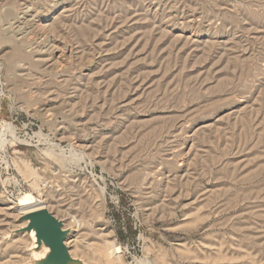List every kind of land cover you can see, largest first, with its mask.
<instances>
[{
  "label": "rangeland",
  "instance_id": "rangeland-1",
  "mask_svg": "<svg viewBox=\"0 0 264 264\" xmlns=\"http://www.w3.org/2000/svg\"><path fill=\"white\" fill-rule=\"evenodd\" d=\"M0 133V264L26 192L70 264H264V0H0Z\"/></svg>",
  "mask_w": 264,
  "mask_h": 264
},
{
  "label": "water",
  "instance_id": "water-1",
  "mask_svg": "<svg viewBox=\"0 0 264 264\" xmlns=\"http://www.w3.org/2000/svg\"><path fill=\"white\" fill-rule=\"evenodd\" d=\"M27 232L35 231L37 244L49 248L43 264H70L73 259L66 245L68 230L49 210L43 209L23 217Z\"/></svg>",
  "mask_w": 264,
  "mask_h": 264
},
{
  "label": "bare ground",
  "instance_id": "bare-ground-1",
  "mask_svg": "<svg viewBox=\"0 0 264 264\" xmlns=\"http://www.w3.org/2000/svg\"><path fill=\"white\" fill-rule=\"evenodd\" d=\"M21 54V49L19 48H16V50L13 52V55H12V59H11V62L12 64H14L15 62V57L20 55ZM10 127V126H9ZM10 129V128H8ZM9 131V130H8ZM13 133L11 134H15V132L12 130ZM9 133V134H10ZM8 135V134H6ZM12 136V135H11ZM15 136V135H14ZM15 137H13L14 139ZM16 140H18V138L16 137ZM9 141V140H8ZM7 139L5 137V134H2L0 133V143H2V145L4 146L5 144H7ZM20 141V140H19ZM260 141L264 143V135L260 136ZM1 145V144H0ZM6 146V145H5ZM17 166V165H16ZM18 169L20 170L21 174L31 178L33 181V185L34 186H37V174L35 173V171L25 162L23 161L20 165L18 163ZM16 178V177H15ZM17 180V179H16ZM45 184V183H43ZM46 185V184H45ZM45 191V190H44ZM19 201V212H22L23 216L25 215H28L30 213H33V212H36V211H39V210H43V209H48L47 208V201L46 200H43V199H40L39 200H35L34 197L32 196L31 193L29 192H26V193H23V195L21 197H19L18 199ZM18 206V204H17ZM26 224V222H24ZM28 221H27V225H28ZM31 234V236L33 237L34 241H36V234H35V231H31L29 232V235ZM31 237V238H32ZM37 244V243H36ZM46 247V246H44ZM43 249H46L44 248ZM111 249V248H110ZM49 251V248L47 249ZM113 250V249H112ZM43 251V250H42ZM46 251V250H45ZM46 251V252H48ZM121 249L119 247H114V250L113 252L109 253L108 251H103L104 255H102L101 257L103 258L106 257V262L109 264H111V261H110V257L113 255V254H120L121 253ZM46 252H44L43 254H45ZM42 255V253H41ZM36 256V255H35ZM43 257V256H42Z\"/></svg>",
  "mask_w": 264,
  "mask_h": 264
}]
</instances>
